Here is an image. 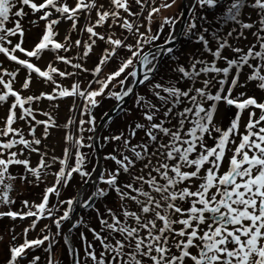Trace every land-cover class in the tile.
Wrapping results in <instances>:
<instances>
[{
    "label": "snow or ice",
    "instance_id": "1",
    "mask_svg": "<svg viewBox=\"0 0 264 264\" xmlns=\"http://www.w3.org/2000/svg\"><path fill=\"white\" fill-rule=\"evenodd\" d=\"M175 3L176 0H171V3L157 6L156 0H135L139 11L133 12L129 0H75L74 5L68 0H0V54L28 70L21 88H30L33 73L45 83L54 85L50 93L23 96L13 87L20 68L9 71L0 67V105H9L7 115L0 117V207L7 208L0 211V219L34 218L29 227L23 229L25 239L21 244L14 243L17 234L14 227L11 229L13 243L8 246L7 264L26 260L29 250L43 246L46 241H49L45 248L49 253L47 264H57L52 258L54 237L44 235L29 240L27 234L40 220L52 218L57 229L55 235H59L62 222L71 220L74 203L96 212L101 230H88L102 248L98 253L94 244L81 233L84 256L80 257L75 248L69 247L74 264H82V261L83 264L89 261L91 264H264V102L255 96H246L245 92L233 94L235 89L249 82H255V86L264 91V0H193L190 19L181 35L187 39L195 36V42L213 59L193 57L187 67L178 65L174 71L180 74L182 81H187L184 88L176 84L151 83L159 71L161 56L173 61L179 59L174 55V47H165L178 39L174 33L179 17H165L154 34L151 28L154 14ZM197 6L223 9L216 17L219 27L211 33L215 47L206 36L209 28L204 27L211 22L207 16H197ZM26 8L39 13L38 19L45 22L43 34L31 50L22 46L26 34L22 18L28 16ZM146 9V24H141L138 20ZM245 9L255 11L257 19L245 21L242 16ZM183 15L181 12L180 17ZM81 19L83 27L79 26ZM13 21L14 26L9 27ZM62 21H70L71 27L62 39H57L60 35L57 26ZM31 23L35 25L37 21ZM165 25H170L171 30L164 43L157 44ZM114 26L129 35L123 39L113 38ZM198 26L201 31L197 33ZM225 26L229 28L226 33L222 31ZM97 27H105V34L97 32ZM85 32L87 41L73 39V33ZM109 32L111 34H106ZM248 33L255 37V43H250L246 51L230 43V38L246 39ZM13 37H18L19 42L14 43ZM130 38L134 42L129 43ZM97 40L111 47L103 49L98 63L90 70L83 61L93 53ZM146 46H150L147 52L144 51ZM73 49L80 50L77 56L81 62L74 63L72 58L61 54ZM119 49H124L128 55L121 58L114 71L102 77L103 68L118 56ZM225 50L234 54L232 58L224 54ZM18 52L36 60L45 52L54 53V60L78 71H63L52 63L42 70L32 60L20 58ZM218 61L226 66L218 65ZM245 68L251 71L241 83ZM89 71L93 79L84 89L79 82L70 88L64 87L54 78V74L71 77ZM93 84H98L99 88L93 89ZM117 85L120 91H112L110 86ZM138 86H149L159 103L136 93ZM76 96L86 101L81 115L87 113L89 116L87 121L79 120L77 130L80 133L85 131L83 125L86 123L91 125L88 131H95L91 109L100 104L97 97L114 98L115 107L127 112L122 108L125 98L135 96V107L142 111V118L147 121V124L137 122L134 127L129 125L127 135L122 132L104 138L108 142H118V147L104 157L114 161L117 167L102 169L98 181L93 180L97 169L86 170L87 157L80 151L94 145L85 144L82 135L66 133L64 139L70 146L64 148L61 157H49L40 147L42 139L49 136V129L60 125L49 112L43 113L48 119H37L36 110L31 106L33 102ZM221 102L237 109L235 118L226 128H222L216 118ZM75 108L73 103L70 111ZM245 113L247 120L242 121ZM20 121L28 125L31 139L18 126ZM76 123L70 116L63 127L68 129ZM37 125H43L40 137L36 135ZM138 130L144 131L147 141L133 144ZM88 139L91 141L93 137ZM33 153L39 156L36 165L30 159ZM72 156L75 164L70 166ZM57 162L59 169L55 173L48 172ZM12 166H22L24 174L12 175ZM74 174L80 175L83 185L90 181L95 183V191L82 202L73 197L50 206V196L58 198L60 189L68 185ZM49 175L53 176V183L44 189L40 203L24 200L21 210L12 209L16 203L10 195L12 181L41 183ZM121 176L127 178V183L121 181ZM100 183L106 187H100ZM112 192L119 201V215L112 208H106L105 218L95 204ZM63 204H67L68 209L56 217L58 205ZM82 224L83 218L74 222L72 228ZM45 230L51 233L48 225L41 229ZM116 235L120 239H116ZM69 239L68 235L64 236L66 244ZM39 260V256H33L28 264H37Z\"/></svg>",
    "mask_w": 264,
    "mask_h": 264
},
{
    "label": "rangeland",
    "instance_id": "2",
    "mask_svg": "<svg viewBox=\"0 0 264 264\" xmlns=\"http://www.w3.org/2000/svg\"><path fill=\"white\" fill-rule=\"evenodd\" d=\"M185 3V9H186V16L185 21L183 24L182 31L180 33V36H177L178 39L175 43V45H172L174 47V55H176L179 59L176 61L171 60L170 57L161 56L160 62H159V71L156 73L154 79L151 81L152 84L155 83H161L165 86H170L171 84H176L177 86L184 88L187 84V81H182L181 76L178 72L174 71V69L178 65H184L185 67L188 66L191 59L193 57L196 58H204L206 60H212L213 58L203 51L202 45L200 43L195 42V36L191 37V39L185 38L183 35H181L184 32L185 23L190 19V6L193 3V0H183ZM69 4L74 5L75 0H68ZM132 11L138 12L139 7L135 4V0H129ZM181 2L182 0H176V3L171 7L167 9H161V11L158 14H154L151 28L152 33L154 34L158 29L160 24L163 22L165 17L170 18H177L179 17V22L175 25V35L178 34V30L180 28L182 17H180V13L182 12L181 8ZM161 3H171V0H156V5L159 6ZM28 12V16L22 18V24L26 29V34L24 37V46L25 48L31 50L32 47H34L35 43L39 41V38L43 34L44 30V21H40L38 19L39 13H32L29 9H25ZM223 11L222 8L218 7L216 9H209L205 7L204 9H200L199 6L196 8V14L197 16H207L208 21L211 23L204 24V27L209 28V33L206 34V36L209 38L210 43L213 47H215V41L211 38V33L213 31H216L217 27L219 25L216 23V17ZM35 15V16H34ZM95 13H93V16ZM121 15H127L126 13L121 12ZM148 15L147 9L143 12V14L139 17L138 22L141 24H146V21L144 17ZM243 19L245 21H252L257 19V15L255 11H252L251 9H245L242 12ZM130 20L134 19L133 17H128ZM36 20L37 23L33 25L31 21ZM30 21V22H29ZM84 21L81 19L79 22V26L83 27ZM9 27L14 26V21L10 24H8ZM71 27L70 21H62L60 25L57 26V30L59 31L60 35L57 37V39H62L63 36L66 34L67 30ZM42 30V31H41ZM144 29L141 28V31ZM171 30L170 25H165L164 30L161 34V38L159 41H157V44H163L164 40L168 37L169 31ZM228 26H225L222 30L224 33L228 31ZM38 31V35H34V32ZM97 32H100L102 34H105V27H97ZM115 35L113 38H121L123 39L125 36H128L129 34L124 31L123 29L119 27L114 26ZM201 31V29H196V32L198 33ZM106 34H111L106 33ZM14 43L19 42L18 37L11 38ZM73 39H81L82 41L88 40V34L85 33H73ZM129 43L134 42L132 38L129 39ZM230 43L243 47L245 51L247 50V47L250 46V43H255V37H253L250 33L247 34L246 39H240L235 40L230 38ZM10 47V46H9ZM110 48L111 45L106 44L105 42L97 40L96 46H94V51L92 54H90L89 57L85 58L83 61L84 66L88 69H93L95 65L98 63L99 58L102 54V51L104 48ZM150 46H146L144 51L147 52L149 50ZM257 50H259L257 46ZM80 51L79 49H73L70 50L69 53H61L62 55H67L70 58L73 59L74 63L81 62L79 57L77 56V52ZM225 55L229 56V58H232L234 55L230 52V50H225ZM18 56L22 59H30L33 63H35L38 67H40L42 70L46 69L47 65L49 63H52L53 66L59 68L63 71L68 72H77V69L72 68L70 65H65L64 63L60 61L54 60V53L45 52L42 54L41 59L36 60L35 58H28L22 53H17ZM128 53L124 49L118 50V56L114 58L107 66L103 68V72L101 76H106L108 73L114 71L116 67L118 66V63L120 62L121 58L126 57ZM47 56L44 60V57ZM218 65H222V62L218 61ZM226 66V65H222ZM0 67L7 68L9 71L15 70L16 68H20V72L17 74L16 81L13 85V87L19 91H21V94L23 96L27 95H39L41 92L50 93L52 92V89L54 85L51 83H45L43 78L38 77L35 73L32 74V84L29 89L25 90L21 88V85L23 84L26 76L28 75V70L23 68L22 66L16 64L13 61L7 60L6 57H4L2 54H0ZM131 71V69H129ZM250 71L248 68H245L243 70L242 76H241V83H243L244 79L246 78L245 74H250ZM54 78L56 81L61 84L64 87H71V85L75 82H79L81 85V89H84L88 86V82L93 79L91 71L88 73H79V75H74L71 77H59L58 75L54 74ZM5 79H8L6 76ZM115 83V82H114ZM197 87L200 85L197 84ZM93 89L99 88L98 84L92 85ZM112 91H120L119 86L117 85L115 88H112L110 86ZM136 93L139 95H143L148 100H152L154 103H159L155 100L152 93L149 91V86H138L135 89ZM216 89H213V92H215ZM240 92H245L246 96H255L258 101L264 102V91L259 90L255 86V82H249L245 87L243 88H237L234 90V95H238ZM162 95L164 93H161ZM14 99V98H11ZM98 100H100V104L91 109V115L95 117V127L100 119V117L104 114V112L117 103V101L114 98H108V97H97ZM135 96H129L127 98L126 103L123 105V109H127L128 111H120L112 118L110 119L97 133L96 140L98 141V148L100 150V156H101V170L107 169V170H113L117 167L114 161L111 160H105L104 157L108 155V153L113 152L114 149L118 147V142L116 141H105V137H110L113 135H119L120 133H125L126 135L130 131L128 128L129 125L132 127L135 126V123L142 122L147 124V121L143 120L142 118V111L137 109L135 107ZM73 103H75L76 108L72 111H70ZM86 104V101L79 96L76 97H66L57 99L55 101H49L47 99H41L39 102H33L31 105L36 111L35 115L36 118L39 120H46L48 117L44 116V112L51 113L52 117L55 118L56 123L60 125L58 128H50L49 129V136L47 139H42V145L41 150L48 153V156L51 157L52 155H56L57 157H61L63 155V150L65 147H69L70 145L66 144L65 142V135L66 133H71L74 136H83L84 143L85 144H93L92 140L90 141L88 137H92L93 132L88 131L87 129L91 127L89 124L83 125L85 131L82 133L78 132V122L80 119L88 120L89 116L87 113L84 115H81L82 110L84 109V106ZM29 105H26V107ZM9 105L3 104L0 105V117H5L7 115V109ZM259 110H257L258 112ZM129 112L131 114H129ZM237 112V109L234 106H229L221 102L218 104V115L217 120L219 122V125L222 128H226L232 119L235 118V114ZM73 117L76 120V124L71 125L68 129H65L63 125L67 122L69 117ZM224 119V120H223ZM247 120V113H245L242 117V121ZM158 122V121H157ZM225 125V126H224ZM21 128L25 130V136L29 139L31 137L28 134L27 128L28 125L25 124V122L20 121L19 125ZM37 131L36 135L40 137L43 133V125H37L36 126ZM50 139V140H49ZM50 141V142H49ZM147 137H145L143 130H138L135 138L132 139L133 144H137L140 142H146ZM212 141L209 140V144H211ZM75 149H73V152ZM81 152L86 154L87 160H86V170L92 171V169L95 167L98 169L99 165V156L98 152L94 147H84L80 149ZM128 155H131V153H126ZM31 162L33 165H36L39 160V156L36 153L31 154ZM75 164V157L72 156L69 159V165L72 166ZM60 167V164L57 162L54 164L51 168L48 169V172L55 173ZM100 170V171H101ZM100 171L93 173V180L98 181V177L100 174ZM10 172L12 175L19 177L20 175L24 174V168L22 166H12L10 168ZM96 175L98 176L96 178ZM45 182L37 183L33 182L31 184L23 182L19 179L12 181L13 183V190L11 191L10 195L12 198L15 199L16 203L12 206L13 210H21V202L24 200H28L30 202L40 203L41 198L44 194V189L47 186H50L53 183V176L49 175L44 178ZM121 181L123 183H127V178L124 176H121ZM100 187H106L103 183L99 184ZM96 184L90 181L87 185L82 184V180L79 174H74L73 179L68 183L67 186L60 189V196L57 198L56 196L52 195L50 196V206L53 204H58V200L67 201L69 199H72L73 197L78 194V201L82 202L83 200L87 199L88 196L92 194L93 191H95ZM77 206L79 207L78 212L76 214L75 221L80 220L83 218V224L79 227L72 228L70 231V238L74 244L75 249L78 251L80 257L84 256V242L80 238V234L84 233L87 240L89 242H92L95 246L96 251L99 253L102 248L100 246L99 241H94L92 233L88 230L89 228L96 229L97 232L101 230V226L99 223V219L97 218V214L94 210L91 209H85L81 207L80 203H77ZM96 208L100 210L102 214H105L106 208H112L114 211L117 212L119 215V201L114 192L110 193L108 197L97 200L95 204ZM75 207V203L74 206ZM68 209L67 204L58 205V210L55 211V216L59 217L63 215V212ZM7 208L0 207V211H6ZM26 210V209H24ZM71 215V213H70ZM105 218L106 214H105ZM32 219L34 218H27L24 220L17 219L16 221H12L11 219L5 217L3 219H0V237H3L2 240H0V264H7V261L9 259V252H8V246L13 243L11 237H12V231L11 229H15V233L17 234V239L14 242L15 244H21L24 242V235L23 229L26 227H29V225L32 222ZM69 221H63L62 226L60 229V234L55 235L57 232V229L55 225L52 222V218H46L42 219L38 222L37 227L34 230H30L27 234V239L32 240L36 238H42L44 235H52L54 237L55 243L53 244L52 248V258L57 264H70V253H69V244L65 243L64 240V232L68 226ZM73 222V223H74ZM72 223V224H73ZM129 223H131L129 221ZM45 225H48L51 229V233L48 232V230L41 231V229L44 228ZM85 225L87 227H85ZM106 234V233H102ZM116 239H120L119 235H116ZM49 241H46L45 244L39 248H36L34 250H29L28 256L26 260H21L18 262V264H28V262L33 258V256H39L40 260L37 262V264H47V259L49 253L45 251V248L48 246ZM114 243V241H113ZM83 264V261H82ZM89 264L91 262L89 261ZM146 264H149V262H146Z\"/></svg>",
    "mask_w": 264,
    "mask_h": 264
},
{
    "label": "water",
    "instance_id": "3",
    "mask_svg": "<svg viewBox=\"0 0 264 264\" xmlns=\"http://www.w3.org/2000/svg\"><path fill=\"white\" fill-rule=\"evenodd\" d=\"M181 8H182V12L184 13V15H183V17H182V20H181V24H180V28H179V30H178V34L176 35V36H180V33H181V31H182V28H183V24H184V21H185V16H186V9H185V3H184V1L182 0V2H181ZM176 43V42H175ZM175 43L173 44V45H175ZM168 46H172V45H165V47H168ZM152 50H155L154 48L152 49ZM149 51V50H148ZM127 98L128 97H126L125 98V102H124V104L126 103V101H127ZM117 104V103H116ZM116 104H114L113 106H111L110 108H108L105 112H104V114L100 117V119L98 120V122H97V124H96V127H95V131L93 132V135H92V137H93V140H92V142L94 143V146H95V148H96V150H97V152H98V156H99V165H98V169H97V172H99L100 170H101V156H100V150H99V148H98V141L96 140V135H97V133L99 132V130L110 120V119H112L119 111H120V109L121 108H116L115 106H116ZM123 104V105H124ZM123 105H122V107H123ZM98 176L96 175V178H97ZM76 198H77V200H78V194H76V196H75ZM78 209H79V207L77 206V203H75V207H74V210L71 212V220H69V222H68V226H67V228H66V230H65V235H68L69 236V238H70V228H71V226H72V223L75 221V218H76V214H77V212H78ZM69 247H73V248H75L74 247V244H73V242H72V240H71V238L69 239ZM71 255V254H70ZM70 264H74V256L73 255H71V260H70Z\"/></svg>",
    "mask_w": 264,
    "mask_h": 264
},
{
    "label": "bare ground",
    "instance_id": "4",
    "mask_svg": "<svg viewBox=\"0 0 264 264\" xmlns=\"http://www.w3.org/2000/svg\"><path fill=\"white\" fill-rule=\"evenodd\" d=\"M34 16H35V15H34ZM38 16H39V15H38ZM29 22H30V21H29ZM41 31H42V30H41ZM38 34H39L38 31L34 32V35H38ZM46 57H47V56L44 57V60H45ZM47 58H48V57H47ZM47 58H46V59H47ZM223 120H224V119H223ZM224 126H225V125H224ZM49 140H50V139H49ZM49 142H50V141H49Z\"/></svg>",
    "mask_w": 264,
    "mask_h": 264
},
{
    "label": "flooded vegetation",
    "instance_id": "5",
    "mask_svg": "<svg viewBox=\"0 0 264 264\" xmlns=\"http://www.w3.org/2000/svg\"><path fill=\"white\" fill-rule=\"evenodd\" d=\"M64 236H65V233H64ZM71 256V255H70ZM71 260V259H70Z\"/></svg>",
    "mask_w": 264,
    "mask_h": 264
}]
</instances>
